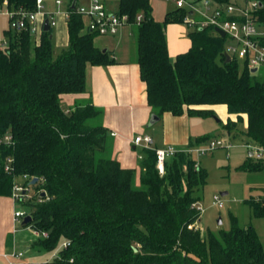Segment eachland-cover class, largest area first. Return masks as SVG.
<instances>
[{
  "label": "trees",
  "instance_id": "obj_1",
  "mask_svg": "<svg viewBox=\"0 0 264 264\" xmlns=\"http://www.w3.org/2000/svg\"><path fill=\"white\" fill-rule=\"evenodd\" d=\"M3 2L28 11L37 4ZM71 2L68 45L59 54L50 38L53 28L42 30L38 43L28 31L4 30L8 47L0 50V196L10 197L13 175L37 179L29 185L32 199L19 203L31 218L25 227L48 234L36 240L38 248L54 254L52 264H264L251 224L240 226L230 214L228 230L203 231L197 225L201 214L192 207L199 201L194 192L206 185L207 172L193 155L181 151L168 157L160 175L155 151L142 149L136 185L137 171L111 158L101 109L91 102L63 107L62 95L85 93L87 64L114 63L110 52L93 45L96 36L83 33L82 17L70 9ZM258 2L264 24V0ZM117 12L127 15L132 26L152 114L159 120L165 113L211 117V110L199 107L225 105L236 121L222 128L236 127L244 116L246 136L264 149V79L236 59L225 61L224 38L211 29L190 31L189 49L170 61L164 29L182 24V11H169L157 22L149 0H119ZM138 14L142 19L136 24ZM6 135L9 143L2 141ZM209 140L200 137L187 148ZM7 158L12 159L11 174L4 171ZM243 168L262 171L264 163ZM244 203L254 218L264 219V188Z\"/></svg>",
  "mask_w": 264,
  "mask_h": 264
},
{
  "label": "crops",
  "instance_id": "obj_2",
  "mask_svg": "<svg viewBox=\"0 0 264 264\" xmlns=\"http://www.w3.org/2000/svg\"><path fill=\"white\" fill-rule=\"evenodd\" d=\"M62 1V0H61ZM76 0L75 6H87L92 0ZM103 3L109 12L118 11L119 0H98ZM67 3L62 1L60 6L55 4V0H42L43 10L38 15V24L44 15H50L56 20V26L53 28L52 41L55 54H59L66 49L68 45L67 32ZM151 6V15L157 22H162L166 13L174 10V5L165 0H149ZM4 19L7 26V19ZM85 25V20L81 19ZM0 26V31L6 30ZM184 24H170L164 29L168 57L170 61L182 53H185L190 47L188 34L189 29H185ZM85 33V29H83ZM93 45L104 51L111 53L114 63L106 66H92L87 64L85 67V93L66 94L61 96V103L65 109H70L76 102H91L95 107L102 111V124L110 131L111 158L118 161L122 168H131L137 171L138 181V162L141 150L134 147L132 140L138 135H147L152 139V149L164 148L163 146H173L177 150L186 149L191 141L204 136H208V131L213 129L220 136L223 135L222 127L228 121L235 122L236 116L228 114L225 105L202 106L200 109L211 110L213 116H219L221 120L215 121L221 126L220 130L212 128L209 119L211 117H191L186 114L181 116H172L169 113L163 114L161 119L153 126L159 125V138L155 134L147 131L149 119L152 115L150 107L146 100V87L139 76V67L136 61V47L131 25L122 27L115 36H97L93 39ZM202 120L193 121L194 119ZM243 123L246 126V119L243 116ZM201 128V129H200ZM224 132V131H223ZM114 134V135H112ZM224 136V135H223ZM230 136V135H228ZM217 138H213L214 140ZM161 140V142L159 141ZM157 141V143H156ZM205 143L198 146H203ZM194 157H197L195 154ZM252 156V155H251ZM226 195V194H225ZM15 203L10 197L0 196V258H3L8 264L4 254L15 251V239L17 223L13 221ZM22 225V224H21ZM14 231V232H13ZM33 237L24 239L21 244L23 256L20 258H11L13 264L21 263L25 254H40L44 251L35 248L32 245ZM54 254L45 258L40 264H52ZM19 261V262H15ZM38 264V263H36Z\"/></svg>",
  "mask_w": 264,
  "mask_h": 264
},
{
  "label": "built area",
  "instance_id": "obj_3",
  "mask_svg": "<svg viewBox=\"0 0 264 264\" xmlns=\"http://www.w3.org/2000/svg\"><path fill=\"white\" fill-rule=\"evenodd\" d=\"M174 5V9L182 11L185 15L182 24L189 31L197 29H211L213 34L219 35L217 29L224 33L225 47L224 54L231 59H236L244 63L249 71L255 70L258 74L260 71L264 73V24L258 19V8L260 7L258 0H165ZM55 4L60 6L61 0H55ZM75 13L85 20L84 29L86 33L94 36H115L119 30L129 24L128 16L118 12H109L102 2L92 0L87 6H75ZM42 0H37L34 11H28L21 8L12 9L8 7L6 2L0 4V16L6 17V30L13 32L28 31L33 37L34 42H39L44 20H48L49 27L56 26V20L50 15H43L38 24V15L42 13ZM68 18V11L65 13ZM142 19V15L138 14L135 23L138 24ZM0 31V50L8 47V39ZM114 135V134H112ZM10 136L6 135L3 142L10 141ZM134 147L142 149H152V139L147 135H138L133 138ZM246 149L252 153V157L256 160L264 157V149L259 145L246 144ZM219 148L229 149L231 145L222 139L209 140L203 146H195L183 150H177L173 146L153 149L156 157V168L160 175L164 173V162L168 157L174 156L178 152H185L189 155L202 156ZM141 159V155H139ZM4 171L12 173V159L7 158ZM33 178L27 175H13V186L10 198L14 203L21 201H29L32 199L29 183ZM42 195H40L41 197ZM40 202V200H38ZM213 204L218 208L223 206L218 196L213 197ZM200 214L204 212V208L200 203L196 202L192 205ZM25 211L15 210L13 213L14 223L22 224L26 217ZM197 227V226H196ZM28 231L32 233L34 239H45L48 237L46 232L33 229L26 226ZM14 232V231H13ZM66 246L63 244L62 247ZM8 264H13L10 259L20 258L22 252H11L4 254Z\"/></svg>",
  "mask_w": 264,
  "mask_h": 264
},
{
  "label": "rangeland",
  "instance_id": "obj_4",
  "mask_svg": "<svg viewBox=\"0 0 264 264\" xmlns=\"http://www.w3.org/2000/svg\"><path fill=\"white\" fill-rule=\"evenodd\" d=\"M62 1L65 3L68 0ZM80 3L81 1L78 0V4ZM0 26H6L4 19L0 20ZM183 27L187 29L185 26ZM258 75L264 79V73L262 71H260ZM220 118L219 116H212V118L209 119L212 128L220 130L221 126L219 123L215 122L217 120L223 122V119ZM197 120L198 119L195 118L193 121ZM198 121H201V127L205 126L202 120ZM158 127L159 125L155 127L152 126L147 131L152 128L150 133L155 134L159 130ZM223 131L222 133L224 136H220L217 132H214L213 129L208 131L207 134H209L208 136L211 137V139L215 137L229 143L231 148H219L213 152L195 157L200 167L207 172L206 185L194 192V196L199 198L198 203L204 208V212L201 214L197 225L203 231L210 230L211 232H217L219 230H228L230 228L231 214L237 218L240 226L251 224L255 228L264 251V219L254 218L250 208L244 203L248 198L252 196L256 197L260 189L264 188V170L250 172L243 168L250 162L264 163V158L262 160H256L254 157L248 155L249 151L244 145L251 144V141L246 136V126L244 123L238 124L236 127L232 125L230 130L223 129ZM156 136L159 138L158 133L155 135V139ZM159 141L161 142V140ZM137 148L142 150L140 147ZM135 183L138 185L137 178ZM222 193H226V195L222 196ZM31 195H34V191L32 190ZM214 196H218L222 202L223 206L221 208L213 204ZM14 209L19 211L26 210L21 203H15ZM15 229H17V231L14 237L18 240V243L17 245L15 244L14 248L15 251L18 252L22 251V245L19 244H21L24 239L29 237L32 238L33 236L32 233L20 223L16 224ZM32 245L35 248L39 247L38 241L35 240H32ZM50 254L51 252L45 251L40 254L28 253L21 258L22 260L20 262L40 264V262H44L45 258L49 257ZM0 264L7 263L3 258H0Z\"/></svg>",
  "mask_w": 264,
  "mask_h": 264
},
{
  "label": "water",
  "instance_id": "obj_5",
  "mask_svg": "<svg viewBox=\"0 0 264 264\" xmlns=\"http://www.w3.org/2000/svg\"><path fill=\"white\" fill-rule=\"evenodd\" d=\"M75 5H76V0H72V2H71V5H70V9L71 10H73L74 8H75ZM42 30L44 31V32H49V30H50V27H49V22H48V20L46 19V20H44V22H43V27H42ZM217 31V33L219 34V36L220 37H224V33L222 32V31H220V30H216ZM52 36H50V38H51ZM224 57H225V61L228 63V62H230L231 61V58L227 55V54H224ZM251 73H255V70H251ZM159 121V118L156 116V115H154V114H152L151 115V117H150V119H149V122H148V127H152L155 123H157ZM218 121V120H217ZM248 155L249 156H251L252 155V153L251 152H248ZM37 182V179L36 178H33L32 179V181L29 183V185H33V184H35ZM226 193H222L221 195L222 196H224ZM42 196L44 195L43 193L41 194ZM30 220H31V218L29 217V216H26L24 219H23V221H22V226H25V225H27L29 222H30ZM220 222V221H219Z\"/></svg>",
  "mask_w": 264,
  "mask_h": 264
}]
</instances>
